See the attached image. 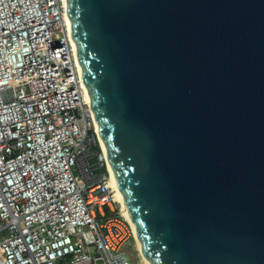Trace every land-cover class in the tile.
<instances>
[{
    "label": "water",
    "instance_id": "water-1",
    "mask_svg": "<svg viewBox=\"0 0 264 264\" xmlns=\"http://www.w3.org/2000/svg\"><path fill=\"white\" fill-rule=\"evenodd\" d=\"M149 264H264V0H67Z\"/></svg>",
    "mask_w": 264,
    "mask_h": 264
},
{
    "label": "built area",
    "instance_id": "built-area-1",
    "mask_svg": "<svg viewBox=\"0 0 264 264\" xmlns=\"http://www.w3.org/2000/svg\"><path fill=\"white\" fill-rule=\"evenodd\" d=\"M67 11L0 0V264H131Z\"/></svg>",
    "mask_w": 264,
    "mask_h": 264
},
{
    "label": "bare ground",
    "instance_id": "bare-ground-1",
    "mask_svg": "<svg viewBox=\"0 0 264 264\" xmlns=\"http://www.w3.org/2000/svg\"><path fill=\"white\" fill-rule=\"evenodd\" d=\"M66 20L68 21V24H69L70 37H71V41H72L73 46H74V51H75L76 58L78 59V61H80L79 55H78L77 46H76V41H75V37H74V32H73L72 21H71V16H70L69 9H68V11L66 13ZM79 71H80V74H81V77H82V80H83V83H84V89H85V94H86L87 101L90 103V96L88 94L87 87L85 86L84 75H83V71H82L81 64L79 66ZM92 111H93V115H94L95 122H96V125H97V132H98V135L100 137V141H101L103 153H104V155H105V157L107 158V161H108V171H109L108 187L110 189H112L113 199H114V201L116 203L119 204V206L121 208V214H122V216L129 223L130 227L133 230L134 238H135V244H136V249H137V251L139 253V257L142 260V263L143 264H149L148 259H147L146 255H145V252H144V250L142 248L141 242L138 239L137 232H136V229L134 227V224H133V222L131 220V217L129 215L128 208H127V205L125 203V199H124V197H123V195H122V193H121V191L119 189V186H118V183H117L116 174L111 169L110 161H109V156H108L107 149L105 147L103 138H102V136L100 134V130H99V126H98V123H97L96 114H95L94 110H92Z\"/></svg>",
    "mask_w": 264,
    "mask_h": 264
},
{
    "label": "rangeland",
    "instance_id": "rangeland-1",
    "mask_svg": "<svg viewBox=\"0 0 264 264\" xmlns=\"http://www.w3.org/2000/svg\"><path fill=\"white\" fill-rule=\"evenodd\" d=\"M113 196V192H111L110 196ZM111 207L116 210L118 212V214L120 215L121 219L126 223V225L128 227H130L129 223L125 220V218L122 216L121 214V208L119 206L118 203H116L114 200L111 201L110 203ZM134 243V247L131 248V250L129 251L130 255H132V258H135V261H137V259L139 260V253L136 249V244H135V240H133ZM128 260L130 261L131 264H133L132 258L130 256H127Z\"/></svg>",
    "mask_w": 264,
    "mask_h": 264
},
{
    "label": "trees",
    "instance_id": "trees-1",
    "mask_svg": "<svg viewBox=\"0 0 264 264\" xmlns=\"http://www.w3.org/2000/svg\"><path fill=\"white\" fill-rule=\"evenodd\" d=\"M94 149H95V151H96L97 153L100 152L98 146L94 147ZM99 172H100V173H105V169L102 168ZM105 210H106V215H107V216H112V215H116V214H117V211H116L115 213H111V211L109 210V208H108L107 206L105 207Z\"/></svg>",
    "mask_w": 264,
    "mask_h": 264
}]
</instances>
